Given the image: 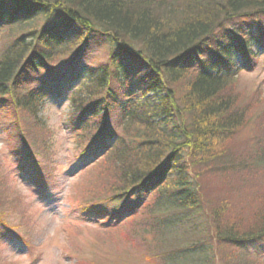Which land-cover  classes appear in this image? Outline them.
Wrapping results in <instances>:
<instances>
[{
  "label": "trees",
  "instance_id": "obj_1",
  "mask_svg": "<svg viewBox=\"0 0 264 264\" xmlns=\"http://www.w3.org/2000/svg\"><path fill=\"white\" fill-rule=\"evenodd\" d=\"M262 20L264 0H0V30L18 34L0 49V109L16 119L36 171L26 176L46 185L31 138L46 130L40 115L49 96L45 86L55 85L58 96L67 87L80 156L122 175L128 189L117 197L124 203L134 195L131 210L147 202L152 212H161L164 221L151 231L155 264H217L234 256L230 248L263 241L264 208L254 221L237 222L225 215V205L204 201L201 182L212 173L264 170L263 147L224 146L244 127L261 125L258 115L239 108L234 93L238 75L259 60L250 58L264 54V25L249 38L239 22ZM72 36L81 41L76 51ZM93 36L109 44L106 62L75 73ZM236 53L242 59H233ZM68 59L69 73L58 77ZM43 75V87H30ZM90 210L101 225L129 213L127 204L114 215ZM105 212L109 216L102 219ZM3 220L0 225L15 232ZM185 224H193L196 236L180 247L176 236Z\"/></svg>",
  "mask_w": 264,
  "mask_h": 264
},
{
  "label": "rangeland",
  "instance_id": "obj_2",
  "mask_svg": "<svg viewBox=\"0 0 264 264\" xmlns=\"http://www.w3.org/2000/svg\"><path fill=\"white\" fill-rule=\"evenodd\" d=\"M239 25L244 27L249 38L258 37L264 20L240 21ZM13 30H0V49L15 40L18 34ZM258 42L251 44L255 52L260 47ZM70 43L75 51L81 45V41L73 36ZM108 52V43L98 36L91 37L83 55L78 58L80 69L75 73H81L85 66L98 68L103 65ZM69 59L62 61L58 77L69 73ZM233 59L239 60L242 56L236 53ZM250 59L259 60L253 70L238 75L237 91L233 93L239 97V108L258 115L257 121L261 125L251 126V129L244 127L232 145H224L234 150L244 151L254 145L264 148V54ZM44 77L30 80V87L42 86ZM45 89L49 96L40 115L47 125L46 130L31 138L36 148L38 170L46 184L43 187L32 181L33 176H26L36 171L28 162L20 142L14 114L8 109H0V216L15 230L10 232L0 225V264H155L149 256L156 253L151 231L164 221L161 212H152V206H147V202L144 208L131 210L136 202L134 195L128 202L121 203L117 195L128 189L123 186L122 175L95 165L91 157L86 160L80 156V148L71 131L70 114L73 111L67 87L62 96H58V89L53 84ZM31 124L34 128L39 127L36 122ZM255 173L206 175L201 181L204 201L216 206L225 205V215L237 222L254 221L264 208V170ZM125 204L129 213L124 211L119 222L114 220V224L101 225V217H89L92 207L114 215L113 212ZM109 212L102 213V219L108 217ZM191 218L197 226L201 225L198 217ZM185 226V230L183 228L176 236L180 247L186 246L182 245L184 241L196 236L190 230L193 224ZM229 250L235 253L234 256L217 264L264 262V240ZM226 252L227 249L222 254ZM200 257L201 254L196 260Z\"/></svg>",
  "mask_w": 264,
  "mask_h": 264
}]
</instances>
